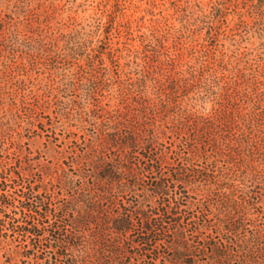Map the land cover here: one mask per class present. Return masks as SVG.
<instances>
[{"label":"trees","instance_id":"trees-1","mask_svg":"<svg viewBox=\"0 0 264 264\" xmlns=\"http://www.w3.org/2000/svg\"><path fill=\"white\" fill-rule=\"evenodd\" d=\"M224 4L181 8L132 48L3 0L0 90L43 75L27 110L69 138L54 165L0 162L7 263L264 264V70L227 54L247 23L229 26Z\"/></svg>","mask_w":264,"mask_h":264},{"label":"rangeland","instance_id":"rangeland-1","mask_svg":"<svg viewBox=\"0 0 264 264\" xmlns=\"http://www.w3.org/2000/svg\"><path fill=\"white\" fill-rule=\"evenodd\" d=\"M14 1V0H13ZM25 9L34 12L41 21L49 24L63 34H85L96 31L100 36L115 34L113 42H127L132 48L140 45L142 36H147L154 30L165 27L166 20L178 25L177 18L181 8L195 13L194 17L207 14L215 2L225 1L221 6L225 20L232 26L237 20L236 14L243 12L246 26L234 30L232 39L224 41L228 55L238 52L249 65L264 70V0H255L256 7L244 6L241 0L235 7L233 0H21ZM3 0H0L2 4ZM260 4V5H259ZM259 5V6H257ZM180 7V8H178ZM205 24L199 23L200 37L205 34ZM129 34V35H128ZM171 44V40H169ZM185 45V44H184ZM25 89L16 93L0 90V127L6 132L4 143L0 142V162L15 164L16 155L21 153V159L41 165H54L61 155V144L69 138L61 127H50L48 112L34 113L27 110L33 102L31 95H26L28 89L37 93L38 100H43L41 85L45 80L43 75L32 73L25 77ZM25 95V97H24ZM33 108V107H32ZM53 118V114H49ZM73 129V128H71ZM20 145V148H17ZM59 145H61L59 147ZM16 146V147H15ZM65 146V145H63ZM9 155V159L5 155ZM18 165V164H16ZM1 173V172H0ZM10 239V238H9ZM16 245L15 241H8ZM7 247L0 245V264L7 263ZM21 264V263H19Z\"/></svg>","mask_w":264,"mask_h":264}]
</instances>
